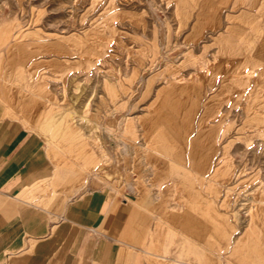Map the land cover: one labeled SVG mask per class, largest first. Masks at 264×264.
<instances>
[{
  "label": "rangeland",
  "instance_id": "374dc122",
  "mask_svg": "<svg viewBox=\"0 0 264 264\" xmlns=\"http://www.w3.org/2000/svg\"><path fill=\"white\" fill-rule=\"evenodd\" d=\"M230 2L227 11L226 0H0L1 118L44 140L61 193L101 189L134 206L135 264H159L148 233L165 210L181 231L202 211L215 237L210 227L197 238L221 264H264V90L254 53L231 48L243 31L258 44L264 16L233 9L257 3L264 13V0ZM61 129L79 154L73 166L56 155ZM93 158L98 170L87 171ZM142 158L151 169L160 170L150 159L168 164L194 193L168 203L148 181L162 175L134 170ZM258 187L262 206L251 214Z\"/></svg>",
  "mask_w": 264,
  "mask_h": 264
},
{
  "label": "crops",
  "instance_id": "0c3cea01",
  "mask_svg": "<svg viewBox=\"0 0 264 264\" xmlns=\"http://www.w3.org/2000/svg\"><path fill=\"white\" fill-rule=\"evenodd\" d=\"M230 1L226 0L227 11L232 4ZM240 5L238 2L233 12L250 16L264 15L261 11L253 10H260L262 4H249V9H241ZM233 12L229 15L236 17ZM258 24L262 31L258 44H254L251 35L243 31L238 40L231 44V48H237L240 56L254 53L260 65L254 83L264 90V16ZM227 28L232 30V26ZM14 83L16 79L9 77L8 88L11 91H14ZM161 92L158 99L165 100ZM55 100L52 93L46 96L47 102ZM2 112L4 109L0 106V264H135L137 260L128 250L134 248L129 243L138 240L142 230L136 226L140 225L141 215L134 206L126 201L119 202L114 194L101 189H90L73 198L66 195V192L61 193L60 181L55 179L56 173L53 174L54 168L48 159L44 140L25 129L20 121L1 118ZM153 116L148 119L150 125ZM81 118L86 120L87 115L84 118L82 114ZM129 125L132 126V123ZM64 133L62 129L56 133L59 144V153L56 155L60 156V160L68 159L69 165L73 166L79 154L73 149L74 142L61 138ZM84 153L93 154L87 147ZM98 159H91L84 168L87 171L98 170ZM144 161L142 158V166L134 170L140 176L162 175L148 181L152 188L166 197L168 203L176 204L181 196L189 198L194 193L186 188L187 181L173 178L168 164L150 159V163L155 164L159 170L146 167ZM172 182L173 189L167 188ZM75 183L76 180L71 179L64 187L71 188ZM158 215V224L148 233L150 244L158 251L149 253L150 262L222 263L223 259L209 251L208 245L197 238L210 230L215 237V225L212 223L211 228L208 227L209 222L202 211L194 214L192 229H186L184 225L182 231L170 221L166 210ZM176 221L182 224L185 222L183 219ZM242 237L238 238L239 241ZM250 263L257 264V261Z\"/></svg>",
  "mask_w": 264,
  "mask_h": 264
},
{
  "label": "bare ground",
  "instance_id": "6f19581e",
  "mask_svg": "<svg viewBox=\"0 0 264 264\" xmlns=\"http://www.w3.org/2000/svg\"><path fill=\"white\" fill-rule=\"evenodd\" d=\"M88 120H91V117L88 118ZM261 187H258L254 192L251 193V196L248 197V204L246 205L249 209L251 214L255 212V210L262 206V199H261ZM244 206V205H243ZM240 211H238L239 214ZM259 214H257L258 216ZM254 217V216H252Z\"/></svg>",
  "mask_w": 264,
  "mask_h": 264
}]
</instances>
